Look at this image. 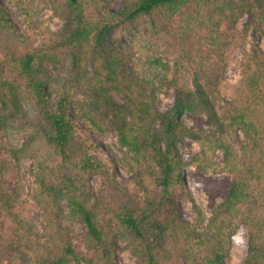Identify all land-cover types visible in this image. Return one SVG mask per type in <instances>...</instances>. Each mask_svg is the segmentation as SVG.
I'll return each instance as SVG.
<instances>
[{
  "label": "trees",
  "instance_id": "1",
  "mask_svg": "<svg viewBox=\"0 0 264 264\" xmlns=\"http://www.w3.org/2000/svg\"><path fill=\"white\" fill-rule=\"evenodd\" d=\"M6 1L21 9L18 24ZM44 8L62 19V30L45 27ZM245 12L250 50L235 28ZM147 23L158 48L145 40L151 51L138 46L145 61L134 65L131 46L114 32ZM263 41L264 0H124L117 9L107 0H0V214L9 221L0 223V264L19 261L18 253L24 264H119V237L131 242L134 264H228L239 224L249 227L242 264H264ZM236 49L240 77L224 94L220 75ZM170 87L175 100L163 111L155 92ZM186 112L204 113L209 128L189 126ZM8 127L21 144L2 140ZM111 131L133 189L93 152L98 141L90 136ZM187 138L201 148L196 166L232 176L209 218L195 200L193 220L180 208L187 163L179 145ZM26 158L34 162L32 202L14 171ZM13 178L19 185L11 188ZM34 209L44 218L42 235L30 221ZM76 223L87 252L74 243Z\"/></svg>",
  "mask_w": 264,
  "mask_h": 264
},
{
  "label": "rangeland",
  "instance_id": "2",
  "mask_svg": "<svg viewBox=\"0 0 264 264\" xmlns=\"http://www.w3.org/2000/svg\"><path fill=\"white\" fill-rule=\"evenodd\" d=\"M109 2L110 9H117L123 5L124 0H107ZM8 2V1H6ZM10 10L12 13V19L15 23L18 24L20 18L23 19V15L21 13V9L12 6L10 2ZM40 19L50 30L59 31L63 29V21L60 17H58L51 9L44 8L40 12ZM249 21V15L247 12L243 13L240 17L238 22L236 23V31L240 35H244L246 32L245 27ZM21 28L25 30L26 25L23 23L20 24ZM144 28V30L138 35V30ZM151 27L149 24H144L138 29L133 30V32L123 31L117 28L114 32V36L121 40L126 41L129 46L132 48V63L135 65L138 64V61L143 62L145 61V56L142 54L140 50L137 49L138 46L140 48L147 49L146 46H143L145 40H148L150 47L156 49L157 44L159 41L154 39L151 34ZM246 49L250 50L253 46V30L250 27L249 31L246 32ZM44 42V35L39 36L37 38L36 44H41ZM157 43V44H156ZM156 44V45H155ZM163 48V46H161ZM262 47L264 49V41L262 42ZM158 48V47H157ZM149 50V49H147ZM151 51V50H149ZM243 57V50L236 49L233 50L230 54V59L228 64L225 68V71L220 75V88L224 94L229 91L230 83H235L238 81L240 77V65L242 62ZM161 59L156 60L155 65H150L152 68L155 69L156 65H161ZM140 71L144 70L146 73L151 71V68L145 69L143 66L137 65ZM148 67V65L146 66ZM138 69V70H139ZM153 69V70H154ZM157 104L159 108L163 111L167 110L169 107L172 106L175 100V91L172 87L168 88V90H160L157 89L155 92ZM77 99L79 101H84L89 103L91 100L90 96L79 94ZM185 121L186 123L193 127V128H209L206 116L204 113H198L192 115L188 112L185 113ZM78 118V117H77ZM79 125L78 129L81 133L85 130L84 122L78 118ZM2 140L4 142L13 143V144H21L23 139L21 133L17 129H11L8 127L5 131L1 134ZM91 138H96L98 143H94L93 145V152L94 154L100 158L101 160L107 162L110 166H112L116 171V177L119 182L130 189H133V184L130 179V172H128L123 166H121L117 161L115 155L118 154L122 156L123 151L120 149L118 143V135L116 132H107L101 135H91ZM125 149V148H124ZM123 149V150H124ZM180 152L184 157L187 165L184 169V174L186 177V191L184 192L183 196L180 198V208L183 215L188 220H193L195 217V210L193 200H195L202 208L204 214L207 218L211 216L212 210L214 206L222 200L225 195L227 194L231 182L232 176L224 171H217L214 172L213 169L202 170L198 166L194 164V159L196 154L200 151V146L196 143L193 139L187 138L179 145ZM223 161V155L221 154L218 158V162ZM33 166L34 162L30 158H26L21 163L20 170L15 169V172H19V175L22 177V182L26 188V194H24L23 199L26 201H31V188L33 184ZM93 188L96 193H99L102 180L100 177H94L92 179ZM19 185V182L16 178H13L11 181V188H14ZM63 207L66 212H68V203L67 200H63ZM31 224H33L34 229L40 235L44 232V218L43 215L36 209H34L30 215ZM0 223L7 224L9 221L5 219V216L0 214ZM205 229V226L200 228L201 231ZM84 227L81 223L75 224V232L76 237H74V243L84 252L88 251L87 244L84 240L80 237V234L83 233ZM249 227L246 224H239L236 232L233 235V247L231 250V256L228 260V264H242L248 254V246H249ZM20 257L19 261H10L8 258H5L2 264H24L21 261L23 260V255L19 254ZM115 257L119 264H134L136 257L133 254L132 244L131 242L124 237L117 238V247L115 250ZM27 264V263H26Z\"/></svg>",
  "mask_w": 264,
  "mask_h": 264
}]
</instances>
